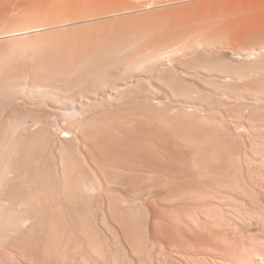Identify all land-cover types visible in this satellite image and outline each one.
<instances>
[{
	"label": "bare ground",
	"instance_id": "6f19581e",
	"mask_svg": "<svg viewBox=\"0 0 264 264\" xmlns=\"http://www.w3.org/2000/svg\"><path fill=\"white\" fill-rule=\"evenodd\" d=\"M159 1L157 2V0H0V38L1 39H2V37L4 38V36L8 35V33H10V34L15 33L16 34V32H21L23 34L24 32H26L25 33L26 35L20 36L21 39L19 38L18 39L19 41L16 40L17 42H15V43L12 42V44L10 46H8L7 48L3 46L4 48H6V50L2 47V43L0 42V46H1V48H3L0 50V52L2 51L0 53V66L3 63H7L6 62L7 57L13 56L12 58H14L15 54H25V55L27 54L28 55V53H29L30 54L29 57L26 55L27 56L26 58H29V59H30L31 54H34V56L37 54V56L40 55L41 59H42V56L45 57V59L43 57L44 60L42 59V61H45V63L41 64V66L42 65L45 66L44 64H46V62H48V67L47 66L46 67L48 68L47 71H48L49 76L50 75L52 77L56 76L58 78L60 77V79L63 78L64 80L70 81V82H68V84H73L71 82H74V84L76 82L77 83L81 82L80 84L83 83V86H86L84 84L86 82L91 83L90 81H92V82L93 81H97V82L103 81L104 78H108V79L113 78L114 79V77H116V76H122V75L126 76L127 73H131L133 71H134L133 73H135L136 71H140L137 73H141V70H139V69L146 70L148 72L151 70L157 71V69L161 68L160 66L165 61L164 60L165 57H166V59H167V56H168V59H175V57L177 58L178 54H182L183 52L187 53V51H188V53H189V51H192V52H190L192 54L195 53L197 50H200V52L205 51L204 52V56H205V53H207V51H210V50L212 51L213 49L219 48L221 51L224 52V53L223 52H221V53L224 54L223 56H225V57H223V59H217L214 61V59L217 58V57H215V55L221 54V53H216V51L214 50L216 54L215 55L211 54V55H214V57H215L213 59L214 62L212 61V59H210V61H209V59L207 60V58L205 61H202L205 57H208V56H205L204 58H202L201 54H203V53L202 52H201V54L197 53V54H199V56L201 55V57H197V59H195V60H197L198 63H199V60H200V63L202 61V63L199 64V66L203 67V68L205 67L207 69V71H205L206 69L204 68L205 69L204 72L208 74V78H202L200 74L203 75L204 73H200L198 71L200 73L199 74L196 72L197 70L195 72L193 71L191 73L181 72L179 67L178 68L173 67L174 69L173 70L171 69L172 71L170 70L171 73L169 72L170 73V74H168L169 76L166 75V76H168L167 81L169 82V84H171V87L173 88V95L181 96V99L183 100L182 103L190 105L188 107H192L194 109L193 110L192 108H189L190 112L191 111H192V113H193V111L195 112L193 115L191 113L192 116H190V113L184 112L187 110L186 108H188V107L184 108L185 110L183 109L184 110L183 111V110H180L182 108L179 109L177 107V109H178L177 110L174 106H172L178 111V113H177L173 109V111L176 112L177 114H175V113L172 114V112H171L172 109H171V111H170V109L161 111L164 109L163 108L164 106L162 104L164 101L161 103L163 109H161V110L157 109L156 110L154 108V106H152V105L154 104V101L157 102L156 99H158V98L156 97V99L153 101L152 99H154L155 96H153L154 94L152 92H149V93H152L153 95L152 94L149 95V93L145 94V96L147 97V98L146 97L145 98H146L147 102H148V100H150V99H148V97L151 98L152 104H149L150 103L149 102V103H146L144 106V104L142 103L143 104L142 106H144V108L141 109V107H142L141 106L140 107L141 110L139 111V113L137 112L138 114L136 113V115H134V116L131 114L133 117L126 120L127 122L124 123V126H122L120 124L122 127H119V125H118V127H117L118 131H115V132L118 133V135L120 137L119 138L120 141L117 142V140H116V142L113 146L112 145L108 146V147L105 146V148L102 146H101L102 148L98 147L99 150H97V151L94 150L95 152L92 154L90 153V155H89V153H87L88 150L86 151V148L84 147V143L82 142V140H84V139H81L82 137L80 138L79 136H76V135L73 136L74 134H71L72 132L69 133L67 131L70 134L69 135L65 131L68 134L67 135L68 140L62 139V136H61V140L58 139L59 140V144H57L58 146L53 145V143L56 142L55 140H57L55 138H59V135L57 136V134H55V136H53L55 138H54V140L52 138V140H53V143H52V141H51V139H49V137L50 136L52 137V135L54 133L51 135V133L48 132V129H49L48 127H53V126H51V125L48 126V123H50L49 121H48V123L46 121H44V122H46V124L45 123L44 124L39 123V127L41 126L40 124H43L41 126V129H40L41 132L43 133V136L40 135V138L44 137V139H42V143L45 146L48 145L47 149H49L48 147H52V149L54 147L57 148V150H59V153H60V155L58 154L60 156L59 157L60 160H58L59 162H56V163L54 162L55 164L52 162V164L55 165L54 167L53 166L51 167L50 165H48L49 168H47V166H46V169L45 170L43 169L44 170L43 174L41 173V175H40L39 173L36 172L37 174H35V176H34L35 180L32 181V184H34V186L32 185L33 187L29 186V188H26L27 186H25V188L24 187L21 188V183L19 182L20 183V187H18L19 190H17V191L15 190L16 193L18 192V195L15 194L14 196L16 197V199H18V198L22 199V201L20 200L22 202V204H21L22 207L25 206L24 203L27 202L28 205L26 204V206H28L29 208L32 209V206H34L32 210H35L37 206H42L43 209L40 207H37V208L42 210L40 212L45 211V212L50 213L53 210L52 215L55 214L54 211H58V213L59 212L63 213L64 210L66 211V209H67L68 213L70 212L72 215H74L76 218H78L80 220V222H81L80 228H81V233H82V236L81 235L80 236L83 238V233H84L85 234V240H86V242H84L85 240L82 241L84 238L81 240V239H79L80 237L78 238V236L76 235L77 238L75 240L73 239L74 241H76V243L74 242L75 244L72 243L69 245L70 241L69 242L67 241V243H66V238L64 237V235L60 234V236L62 235L61 237L57 235L58 238L56 236H54L58 232L62 233V231L64 229H62V231L60 232L59 231L60 228L59 227L57 228L55 226L56 224H54L55 228H53L52 225H51L52 227H48L47 223L50 220L48 217H46V216H49L48 213H46L47 215H44L39 219L38 218L39 215L35 214V215H37L35 217L33 215L34 213L30 209L31 212L33 213V214H31V216L28 215L31 212L28 214L25 212L27 215H23V216H28V217L19 216V217H22V219L18 218V216H15L14 220H17L16 218H18L17 224L15 221L14 222L11 221V223H14V225L15 224L18 225V226L15 225L17 228L13 227V228H16V230H14L15 232L19 231L17 229H19L20 225H21V229H25L26 228L25 223L30 222V221L33 222L32 224L30 222V228L31 229L30 228L28 229V233L30 235L31 232H34V233H31V235L33 234L34 237H35V235H38L39 238L36 237L37 239H39L38 244H37V248H38L37 252L40 250L44 251L47 255L44 252H42V253H44V255H46V256H49V259H51L53 256L55 257L58 254V256H60V259H62L61 258L62 256L64 257L63 260H65L66 258H71L70 256H72L71 260L73 261V259L76 258V256L78 255L79 252H81L82 250L84 251V246H86V245L88 246L86 251H88V249L90 248V250H93L94 252H96V253H93L96 256H97V252H98V256H100L99 253H101L104 250L103 248H102L103 250L101 249V244L99 245L98 241H96V242L94 241L96 239H94V235L92 234L93 232H91V230H90L91 226L88 229V225H90V224H88V222H91L92 219L90 220V218L92 217V215L94 213L92 211L93 208H91L92 200L96 199V197H95L96 195H101L99 197L103 196L104 198L108 197L110 199H115L116 201L115 200L114 201L123 204V207L125 204H129L131 201L129 202V200H128L129 203H126L127 202L125 200L126 197L125 198L123 197L124 199H122V198L119 199V196L118 197L114 196L110 192L103 193L106 187L105 188L102 187V185H101L102 182L100 184L101 179L104 180V182L106 183V185L108 187L107 191L113 190V188L118 186V185H123V181H125L126 183H128V181H129L131 184H133L134 187H137V190H134L133 193H135L136 195H138L140 197H144V196H148V195L151 196V194L155 192V187H156L155 182H157L158 178H160V179L162 178L167 183H172V184L173 183L174 184L181 183V185L183 184L185 186V189L183 190L182 194H180V195H182L181 197H183L185 195L186 196L187 195H191V196L197 195V198H198V195H199L200 196L199 199H201V197L204 195L203 194L204 193L203 192L204 186H206L207 183H210L211 181L213 182V180H216V179L217 180L219 179V181H220V179L223 180V179H225L224 176H229V175L231 176V174L234 173L233 170H235L237 167H240L241 164L250 166L252 161H255L254 162L255 164H256V162H259V163L263 162V164H264V140L263 139L257 140L255 138H253V137H255V135L258 134V132H256L257 134H255L254 136L250 135V133L244 135L239 130L240 126L238 127V125H240V124H237L238 123L237 122L236 123L237 125L235 124L237 127H235V125L232 124L235 128V130L233 129L234 132L232 133V131L229 130V132H231V133H229L225 127L220 125V122H218V119H217V108H218V110H220L219 106L229 108L227 110L232 109L234 111V113H235L234 115H236V117H237V115L241 116L243 118L246 117L245 119H247V118L250 119V121L252 123H254V121H255L254 118H256V116L260 113V111H261L260 115L262 114L261 115L262 118L264 117V106L258 107L259 105L258 106L254 105V102H252L254 106H257L258 108H262L261 110H259L257 107L256 108L252 107V103H250L251 104V106H250V105H247L248 102L247 103L242 102L243 97L248 95V96H250L249 98H251L252 100H254V101L257 100L256 102L259 101L260 104L264 105V62H259V61L257 62L256 60H254L256 63H251V61L253 59H250L251 61L250 60L248 61L249 56L252 54L258 55L257 58L259 57V59L264 58V0H207V1H204V0H180V1H176L175 0V2H178V3L174 6L171 5V7L167 6L165 8L164 7L158 8V6L160 5ZM164 1L165 0H161V4ZM170 1L171 0H169V2ZM172 1H174V0H172ZM166 2H164V3H166ZM237 14H239V15H237ZM242 14H243V16H242ZM234 15H235V17H233ZM225 18L226 19L231 18V20L228 19L227 22H223L220 24V20L225 19ZM30 31H34V32H32L31 34H28L27 32L30 33ZM21 33H19V34L21 35ZM11 36H13V35H11ZM8 37H10V36H8ZM216 37H218L219 39ZM216 40H218V41H216ZM10 41H12V39ZM4 50H5V52L3 53ZM193 51H195V52H193ZM186 53L183 54V56L186 55ZM231 53H232V55H230ZM235 54L239 55L238 58L232 57ZM211 55L209 57H211ZM17 56L20 58L21 55L20 56L17 55ZM24 56L22 55L21 57L24 58ZM243 56H245L246 60L243 58ZM15 58L18 59L16 56H15ZM40 58H39V60H41ZM200 58H202V59H200ZM251 58H253V57H251ZM8 60L10 61V63H12L14 59H12V60L8 59ZM35 60H33V61L35 62ZM9 61L7 64H9ZM18 61H17V64L20 65L21 62H18ZM222 61L224 64L222 63ZM260 61H263V60H260ZM192 62L193 61H191V63ZM247 62H249V63H247ZM22 63H23V61H22ZM38 63H39V61H38ZM14 64H16V63H14ZM14 64H12V66L8 67L9 69L11 68V71H13L12 67L15 66ZM35 64H37V63L35 62ZM169 64H171V63H169ZM202 64H205V65L201 66ZM190 65L192 66V64H190ZM22 66H21V68H22ZM34 66H36V65L33 64L32 68ZM41 66H39V67L41 68ZM2 67H1V69H3ZM15 67H17V66H15ZM5 68L6 67L4 66V69ZM19 68L20 67H18V69ZM21 70L22 69H19V71H21ZM25 70H26V68H25ZM32 70H30V71H32ZM34 70H36V69H34ZM34 70H33V72H34V77H35V76H37V74L35 73ZM0 71H2V70H0ZM9 71L8 72L5 71L8 73L7 76L10 73H11L10 75L12 76V72H9ZM39 71H38V73H39ZM47 71L45 73L42 71V73L46 74ZM5 72H3V73H5ZM3 73L1 76L2 78L4 75ZM227 73H228V75H227ZM25 74H23V75L26 76ZM27 74H28V72H27ZM230 74L231 75L233 74V75L231 76ZM4 76L5 77L3 79L6 78V75H4ZM15 76L11 77V78H15ZM18 76H20V75H18ZM24 76H23V78H24ZM49 76H48V78H46L49 80V82L51 80H54L53 79L54 77L49 78ZM139 76H140V74H139ZM28 77H29V74H28ZM38 77H40V76L38 75L37 78ZM42 77H40V79ZM56 77H55V80L58 79ZM177 77H181V79L185 78V79L193 80L196 82L200 81L202 85L204 84V82H202V81H205L204 79H207L209 82L205 81V85H207L209 91L204 92V90H201L200 88L196 89L198 87H196L193 83L190 84L187 81H181L180 80V81H178L179 82L178 83ZM203 77H205V76H203ZM2 78L0 79V82L1 81L3 82L5 80L8 81L7 78L5 80H3ZM129 78H130V76H129ZM9 79H10V77H9ZM26 79H28V78L26 77ZM46 79H44V82ZM116 79H121V78L118 77ZM64 80L62 82H64ZM121 80H123V79H121ZM131 80H132V78H131ZM6 81H5V83H7ZM19 81H21V80L19 79ZM104 81H105V79H104ZM2 82H1V84L4 83V82L3 83ZM9 82H11V81H9ZM52 82H55V81H52ZM143 82L145 83L147 81L144 80ZM32 83H34V82H32ZM65 83L67 84L66 81H65ZM96 83H95V85H96ZM151 83H150V85H152ZM197 83H199V82H197ZM250 83L252 86H253V84H254V86L255 85L259 86L258 89H256L255 87H253L254 89L249 88L248 85ZM34 85L36 86V84H34ZM97 85H98V83H97ZM148 85H149V83H148ZM4 86H6V85H4ZM104 86L105 85H103V89H104ZM130 86H134V85H130ZM78 87H80V86H77V88ZM99 87H100V84H99ZM106 87H109V86H106ZM74 88H76V87H74ZM138 88H140V87L138 86ZM144 88H145V86H144ZM146 88H148V87H146ZM20 89H22V88H20ZM125 90L126 89H124L123 91L125 92ZM153 90H155V89H153ZM243 90L246 91L247 93L244 94L243 92H241ZM2 91H3V89H2ZM5 91H6V89H5ZM132 91L133 90H131V92ZM131 92H129V93H131ZM146 92H144V93H146ZM68 93H70V92H68ZM99 93H100V91H99ZM114 93H116V92H114ZM104 94H105V92H104ZM117 94H120V93H117ZM151 95L154 98L151 97ZM8 98H10V97H8ZM75 98H77V97H75ZM134 98H136V97H134ZM116 101H118V100H116ZM237 101H239V102H237ZM156 102H155V104H156ZM160 102H158L159 104L158 103L156 104L158 107L160 105ZM205 102L207 103V105L205 104ZM115 103L114 104L109 103V104L115 105ZM100 104L102 105L103 103H100ZM21 106H23V105H21ZM169 106H170V104H169ZM203 106H209L210 108H208V110H206ZM87 108H84V110ZM166 108L167 107L165 106V109ZM95 109H97V108H95ZM122 109H124V107ZM103 110H104V107H103L102 111ZM105 110H106V108H105ZM137 110H139V109H137ZM29 111H28V113H30ZM179 111L181 113H179ZM188 114L190 117H186ZM230 114H232V112ZM31 115H33V114H31ZM90 115H89V117H90ZM260 115H259V118H260ZM22 116H24V115H22ZM65 116H66V114H65ZM82 116L85 117L86 115L84 116V114H83ZM114 117H116V116H114ZM74 118L75 117H73V119ZM227 118H229V117H227ZM257 118H258V116H257ZM61 119H62V116H61ZM183 119H186V120L184 121ZM59 120H60V118H59ZM74 120H72V121H74ZM93 120H94V118H93ZM26 121H27V119H26ZM83 121H87V120L83 119ZM124 121H122V122H124ZM87 122L81 121L80 123H81V125L83 124L85 127ZM231 123H233V122L231 121ZM63 124L65 125V123H63ZM77 124H79V123L77 122ZM72 125L76 126L74 124H72ZM27 126H28V124H27ZM37 126H38V124H37ZM254 127L255 128H253V129H255V131H257L255 125H254ZM69 128H70V126H69ZM89 128H91V127H89ZM94 129H95V126H94ZM180 129H183L184 131L182 132V130H181V133H179L180 131H177V130H180ZM242 129H244V128H242ZM245 129H247V128L245 127ZM33 130H31V131H33ZM112 130L110 132H113ZM13 131L14 130H12V132ZM27 131H29V130H27ZM50 131H52L51 128H50ZM78 131H79V129H78ZM34 132H36V131H34ZM110 132H108V133H110ZM253 132H254V130H253ZM29 133L31 134V132H29ZM66 133H64L65 135H63V136H66ZM48 135H50V136L48 137ZM80 135H82V134H80ZM96 135H97V133H96ZM249 135L252 137L251 139L254 141L252 146H251V149L253 150V153L251 152V155H253V158H254L253 160H249L250 159L249 155L245 156V153L242 150V147L245 149L244 145L242 146V143L244 142L243 140L245 139V137H249ZM25 136H27V135H25ZM30 137H32V136H30ZM36 137H38V136H36ZM113 137H114V135H113ZM262 137H264V136H262ZM58 140H57V142H58ZM230 142L232 143V144H229L232 146L231 148L228 145V143H230ZM24 143H26V141L22 142V144H24ZM31 143H32V141H31ZM82 143H83V145H82ZM33 144H35V146H36L35 141H34V143L29 144L27 146H30V145L33 146ZM18 146H20V145H18ZM39 146H40V144H39ZM47 151H49V150H47ZM41 152H43V151H41ZM47 153H49V152H47ZM31 155H33V154H31ZM35 155H33V156H35ZM49 155H50V153H49ZM47 157L50 158L49 156H47ZM52 157L56 158L53 155H52ZM34 158H37V157H34ZM51 160H52V158H51ZM29 161H30V159H29ZM29 161L27 160L28 163H29ZM30 162L33 163L32 161H30ZM37 162H39V161H37ZM44 163H46V162H44ZM254 163H253V165H254ZM49 164H51V162ZM39 165H40V163H39ZM8 166H9V164H8ZM13 166H15V165H13ZM100 166H102L104 169L101 168ZM10 167L13 168L12 166H10ZM107 167L112 168V169L108 170ZM105 169L108 170L109 173H108V171L106 172ZM238 169H237V171L239 172ZM13 170H15V168ZM28 170H29V168H28ZM6 171H8V170L6 169ZM24 171H26V170H24ZM34 171H36V170H34ZM18 172L21 173L20 171H18ZM10 173H12V172H10ZM31 173H32V171H31ZM25 174H26V172H25ZM38 175H39V177L44 176L42 178L43 181H39ZM22 176L26 177L27 175L23 174ZM233 176L228 177V178H232ZM13 177H15V176H13ZM222 177H224V178H222ZM21 178L23 180V177H21ZM8 179H9V177H8ZM13 179H15V178H13ZM120 181H122V183ZM11 183L12 182H10V184ZM23 183H24V181L22 182V184ZM30 183L31 182H29V184ZM144 183H145V186H144ZM147 183H148V185H147ZM227 183H228V181H227ZM2 184H6V182L2 183ZM26 185H28V183ZM2 186H4V185H2ZM218 186H219V184H218ZM229 190H231V189L229 188ZM9 191L10 190H8V192ZM115 191H116V189H115ZM115 191H113V192H115ZM246 192H248V191H246ZM178 193H179V191H178ZM253 193H255V191ZM104 194H105V196H104ZM116 194H117V192H116ZM60 196L64 197L63 199H65V202H64V200L62 201V197H60ZM248 197H250V196H248ZM253 197H255V196H253ZM51 198L55 200V201L53 200L52 204L50 202ZM233 198H235V197H233ZM5 199L7 200V198H5ZM10 199H11V197H10ZM60 199H61L62 203H61ZM137 199H139V198L137 197ZM140 199H142V198H140ZM23 201H24V203H23ZM234 201H235V199H234ZM19 202H17V203H19ZM49 202H50L51 206L50 205L48 206ZM4 203H5V201H4ZM15 203H13V204H15ZM54 203H55V205H53ZM73 203H74V205L72 206ZM199 203H202V202H199ZM219 203H220V201H219ZM29 204H32V205H29ZM139 204H141V203H139ZM133 205L135 206V203ZM11 206H12V204H11ZM18 206H20V205H17L16 207H18ZM119 206L122 207L121 205H119ZM28 207H27V209H28ZM98 207H99V205H98ZM126 207L130 208V206H126ZM131 207H133L132 203H131ZM220 207H222V206H220ZM3 208H1V209H3ZM217 208H219V207H217ZM237 208H239V207H237ZM14 209H18V208H14ZM25 209L26 208H24L23 210L25 211ZM137 209L135 208V210H137ZM220 209H222V208H220ZM230 209H232V208H230ZM38 210H37V212H38ZM248 210H250V209H248ZM81 211H83V212H81ZM6 212L8 213V211H6ZM16 212H17V210H16ZM221 212H222V210H221ZM12 213H14V212H12ZM20 214H21V212H20ZM217 214H218V212H217ZM235 214H238V213H235ZM104 215H105V213H104ZM140 215H141V213H140ZM212 215L214 216V214H212ZM219 215L221 216L222 214H219ZM6 216L8 217V215H5L4 217H6ZM61 216H62V214H61ZM95 217H98V216H95ZM230 217H232V216H230ZM262 217L263 216H261V218ZM142 218H143V216H142ZM218 218H220V217L218 216L217 219ZM221 218H222V220H226L224 217H221ZM253 218H254V216H253ZM2 221L3 220L1 218V225H2ZM60 221L62 223L63 220H60ZM227 221H230V220H227ZM241 221H242V219H241ZM255 221H256V219H255ZM5 222H6V220H5ZM8 222L9 223L4 224L5 227L10 225V220ZM56 222H54V223H56ZM80 222H78V225ZM221 222H223V221H221ZM3 223H4V221H3ZM42 223L46 224V225H43ZM64 223H62V224H64ZM217 223H220V219H219V222H217ZM67 224H68V222H67ZM214 224H216V223H214ZM14 225H12V226H14ZM22 225L25 226V228L22 227ZM38 225L39 226L42 225L41 228ZM96 225H98V224H96ZM45 226H46V228H45ZM36 227H38V228L36 229ZM42 227L45 229L43 230ZM1 228H2V226H1ZM56 228L58 229V232H54V230ZM4 229H3V231H5ZM75 229L76 228H74V230ZM137 229H139V228H137ZM8 230L10 231L13 229H8ZM40 230L42 233L44 231V233H46L47 235L45 236L44 233H43V236H42V233L40 235L39 234ZM45 230L48 232H46ZM65 230H66V228H65ZM74 230H73V232H74ZM9 231H7V233H9ZM66 231H65V234L67 233ZM15 232L13 235L17 236L15 234ZM25 232H27V231L25 230ZM73 232H72V235H73ZM20 233L17 232L18 235ZM70 233H71V231H70ZM75 233L79 234L78 230L75 231ZM21 234L26 235L23 233V230H22ZM4 235H5V233H4ZM59 237H60V239H59ZM68 237H70V236H68ZM71 237L73 238V236H71ZM11 238H13V237H11ZM19 239H20V237H19ZM24 239H25V237H24ZM98 239H100V238L98 237ZM26 240H25V242H26ZM30 240H32V239H30ZM101 240H99L100 243H101ZM103 243H104V241H103ZM9 244H10V242H9ZM11 244H13L12 241H11ZM142 244H143V242H142ZM148 244H150V243H148ZM30 245L32 246V243ZM71 245H73V246L71 247ZM108 245H105V246H108ZM9 246L12 247V245H9ZM23 246H21V247H23ZM31 246H30V248H31ZM68 249L70 251L67 252ZM24 250H26V248ZM76 252H77V254H76ZM92 252H90V254ZM151 252H152V250H151ZM104 254L106 255V251L103 253V255ZM141 255H143V254H141ZM105 257L102 258V255H101L100 258L105 259ZM57 258L59 259V257H56L55 259H57ZM84 258H85V256H84ZM89 258H90V255H89ZM142 258H143V256H142ZM149 258H151V257H149ZM252 258L253 257H251V259ZM31 260H33V259H31ZM67 260H69V259H67ZM86 260L87 259H85V260L82 259L83 263ZM97 261H95V262H97ZM92 262H94V261H92ZM118 262H120V261H118ZM64 263H65V261H64ZM98 263H99V261H98ZM145 264H147V263H145ZM251 264H252V262H251ZM261 264H263V263H261Z\"/></svg>",
	"mask_w": 264,
	"mask_h": 264
},
{
	"label": "rangeland",
	"instance_id": "374dc122",
	"mask_svg": "<svg viewBox=\"0 0 264 264\" xmlns=\"http://www.w3.org/2000/svg\"><path fill=\"white\" fill-rule=\"evenodd\" d=\"M158 1L159 0H157V2ZM176 1H180V0H176ZM204 1H207V0H204ZM164 2H166L167 4L164 3ZM164 2H162V4H163L162 5L161 4V0H160L159 1V4L160 5L158 6V8H161V7L162 8L163 7L165 8L167 6L171 7V5L174 6V5H176L178 3V2H175V0L174 1L171 0L170 2H169V0H165ZM237 15H239V14H237ZM242 16H243V14H242ZM233 17H235V15ZM226 18L220 20V24L223 23V22H227L228 19L231 20L232 17L231 18H228V19H226ZM32 32H34V31H30V33L29 32H27V33L28 34H31ZM19 33H21V32H16L17 35L15 33H13V34L8 33V35H6V36L3 35L4 38L3 37H2V39L0 38V42L2 43V47L4 46V47L7 48L8 46H10L12 44V42L15 43V42L19 41L18 39L19 38L21 39L20 36L26 35L25 34L26 32H24L23 34L21 33V35ZM11 35H13V36H11ZM8 36H10V37H8ZM10 38L12 39V41H10L11 40ZM216 38H218V37H216ZM216 41H218V40H216ZM3 48H1V46H0V50L3 49ZM6 48H4V49L6 50ZM5 50L3 51V53L5 52ZM214 50L216 51V53L223 52L219 48H217V49H213L212 50L213 52L211 50H210L211 52L210 51H207V53H205V56H208L209 57L211 54H214L215 55L216 53H215ZM190 52H192V51H189V53ZM193 52H195V51H193ZM201 52L203 54H201ZM201 52H200V50H197L193 54L192 53L189 54L188 51H187V53L186 52H183L182 54H178L177 55V58L175 57V59H168V56H167V59L168 60L165 57L164 58L165 61L160 66L161 68L157 69V71H154L153 70L154 72L152 70L148 72L146 70L139 69V70H141V73H137V72H140V71H136L135 73H133L134 72L133 71L131 73H127L126 76H124V75H122V76H116V77H114V79L113 78H110V79L104 78L105 81H104V79H103V81H98V82L97 81H93V82L90 81L91 83L86 82L84 84L86 86H83V83L80 84L81 82H78V83L76 82L75 84L77 86H80L78 88L74 84V82H71L73 84H68V82H70V81L64 80L62 78L64 80V82H62L63 80L60 79V77L58 78V77L55 76L56 78L59 79V80L58 79L55 80V77L54 76H53L54 78L51 75L49 76L48 71H47L48 70V68H47L48 67V62H46V64H44L45 66H43V65L41 66V64L45 63V61H42V59H43L44 56H42V59H41L40 58V55H38L39 56L38 57L37 54L35 56H34V54H31V56H30V59L31 60H30L29 58H26L27 56L29 57V55H30L28 53V55L26 54L27 56L25 54H15L14 55V58H12L13 56H10V57H7L6 58V62L7 63L9 61L8 59H10V60L14 59L13 62L16 63V64H14L13 62L10 63V61H9V64L3 63L0 66V70H2V71H0V79L2 78L1 76H2V73L3 72H5V71L8 72L9 70H10L9 72H12V76L10 75L11 73L8 76H7V74H8L7 72L3 73L4 75H6V78H7L8 81L5 80L6 78L3 79L5 77L4 75H3V78L2 79L5 80L7 83H5V81H3L4 83L1 81L3 83V84H1V82H0V89H1L0 90V93H1L0 94V200H1L0 201V215H1L0 216V228L2 226V228L0 229V264H25V263L26 264H53V263L54 264H58L59 262H60L59 264H63L64 261H65L64 264H66L67 262H68L67 264H77V263L78 264H93L98 259H99L98 260L99 263L97 261L94 264H112V263L113 264H118V263L119 264H145V263L148 264L149 262H150L149 264H199V263L200 264H203V263L204 264H251V262H252V264H254V263L255 264H261V263L264 264V196H263L264 195V192H263L264 191V172H263L264 171V164H263V162L262 163L261 162L260 163L259 162H256V164H255L254 163L255 161H252V163L250 164V166L249 165H243V164H241L240 167H237L235 170H233L234 173L231 174V176L234 175L235 177L233 176L232 178H228V177H231V176L230 175L229 176H224L225 179H223V180L220 179V181H219V179L218 180L216 179V180H213V182L211 181L210 183H207L206 186H204V189H203V192H204L203 194L204 195L201 197V199L203 198L202 200L199 199V197H200L199 195H198V198H197V195H194V196H191V195H187L186 196L185 195L186 197L185 196L181 197L182 195H180V194H182L183 190L185 189V186L183 184L181 185V183H176V184H174V183L173 184L172 183H167L162 178L161 179L158 178L157 179V182H155V185H156L155 192L152 193L151 196L148 195V196H144V197H140V196L136 195L135 193H133L134 190H137V187H134L133 184H131L129 181H128V183H126L125 181H123V185H118L119 187L116 186V187L113 188V190L107 191L108 190V187H107L106 183L104 182V180L101 179L100 180V184L102 182V184H101L102 187H104V188L106 187L105 190L103 189L104 190L103 193L110 192L114 196H117V197L119 196V199H121V198L124 199L126 197L125 198V200L127 201L126 203H129L130 201L131 202L129 203L130 205L129 204H125L126 206H130V208L129 207L127 208L125 205L123 207V204H121L119 202H115L116 201L115 199H110L108 197L104 198L103 196L102 197H99L101 195H96L95 196L96 199H93L94 201L92 200V202H91L92 203L91 204L92 205L91 208H93L92 211L94 213H93L92 217L90 218V220L92 219L91 222H88V224H90V225H88V229L91 226L90 227V230H91V232H93L92 234L94 235V239H96V240H94V239L93 240L95 242L98 241L99 242V245L101 244V249L102 248L104 249V250L102 249L103 250L101 252L102 254L99 253L100 256H98V252H97V256L95 254H93V253H96V252H94L93 250H90V248L88 249V251L90 250L89 252L86 251L87 250V247H88L86 245V246H84V251L82 250L81 252H79L78 255L76 256V258L73 257L74 258L73 261L71 260L72 256H70L71 258H66L65 260H63L64 257L61 255L62 256L61 257L62 259H60V256H58V254L55 257L53 256L54 258L52 257L51 259H49V256H46L47 254L44 251H42V250L39 249L40 251L37 252V250H38L37 244H38V240H39V239H37V238H39L38 235H35V237H34L33 234L31 235V233H34V232H31L30 235L28 233V229L30 228V222L32 224L33 223L32 221H30V222H27L28 220L26 221L27 222V223H25L26 228H25V226L22 225V227H24L25 229H21V225H20L19 229H17L21 233H22V230H23V233L26 234V235H22L19 231H17L18 233L21 234V235L20 234L18 235L17 232L14 231L17 228L16 226H18V225H16L17 222H18L17 221L18 218L22 219V217H19V216L27 215L28 213L31 212V210L34 207V206H32V209L29 208L28 206H26V204L28 205V203L27 202L24 203V201H23V203L25 204V206L22 207L21 206L22 199H20L18 197H17L18 199H16V197L14 196L15 194L18 195V192L16 193L15 190L16 191L19 190L18 187H20V183H21V188L22 187L25 188V186H27L26 188H29V186L31 187L32 185L34 186V184H32V181L35 180L34 179L35 174H37V173H39L40 175H41V173L43 174V171L46 169V166H47V168H49L48 165H50L51 167L52 166L54 167L55 166L54 164L56 162H59L58 160H60V158H59L60 157L59 156L60 153H59V150H57V148L54 147L52 149V147H48L49 149H47V146L48 145L45 146L42 143V139H44V137L40 138V135L43 136V133L41 132L40 129H41V126L44 123L46 124V122L48 123V121H49L50 123H48V126L51 125V126L54 127V128L53 127H48L49 128L48 129V132L51 133V135L54 133L52 135V137L50 135H48V137L49 136L51 137V138L49 137V139H51L52 143H53V140L55 138V137H53V136H55V134H57V136L59 135V138H55L57 140L58 139L61 140V136H62V139H67L68 140V138H67L68 136L67 135L72 132L71 134H74L73 136L76 135V136H79L80 138L82 137L81 139H84V140H82V142L84 143V147L86 148V151L88 150L87 153H89V155H90V153L91 154L94 153L95 152L94 150H96V151L99 150L98 147L100 148L102 146V147L105 148V146H107V147L108 146H111V145L113 146L115 144L116 140H117V142L120 141L119 140L120 137H119L118 133L115 132V131H118V128H117L118 125H119V127L124 126V123L127 122L126 120H128L129 118H132L134 115H136L137 112L139 113V111L142 108H144V106H145L146 103H149L150 102L149 104H152L151 98L148 97V99H150V100L147 99L148 102L146 101V98L147 97L145 96V94H148L149 92H152L154 95L152 93H149V95L152 94L153 96H155V98H154L151 95V97L154 98V99H152L153 101L156 99V97L158 98V99H156L157 102L154 101V104L152 105V106H154V108L156 110L157 109L161 110V109L164 108L161 111H164V110H167V109L168 110L170 109V111H171V109H172V111H171L172 114L173 113L177 114L178 113L177 107L179 109L182 108L180 110H183L184 108L190 106V105H187L185 103H182L183 100L181 99V96L173 95V88L171 87V84H169V82L167 81V77L169 76L168 74L171 73L170 72L171 69L173 70L175 67H177V68L179 67V69L181 70V72H189V73H191V72H193V71L195 72L197 70L196 71L197 73H199V72L200 73H204L203 75L199 73L202 78H208V74L204 72V70L206 68L204 67L205 68L204 69L203 67H200L199 64H201L202 61H205L206 58H207V60L209 59V61H210V59H212V61H213V59L215 57H217V58L214 59V61H215L217 59H223V57H225V56H223L224 54L221 53L220 55L216 54L215 57H214V55H211V57L208 58V57H205L204 56V52L205 51L204 52L201 51ZM185 53H186L187 56L186 55L183 56V54H185ZM197 53L201 54L202 55V58L205 57L201 61V63H200V60H199V63H198L197 60H195V59H197V57H201V55L199 56V54H197ZM17 55H19V56L20 55L21 56L22 55L23 56L25 55V56H24V58H22L21 56L19 58ZM230 55H232V53ZM255 55L254 54L250 55L253 58H251L249 56L248 61L250 59H253L252 60L253 62L250 60L251 63H256L254 60H256L257 62L258 61L259 62H264V58L259 59V57L257 58L258 55H256V56ZM15 56L18 59H16ZM238 56L239 55L235 54L232 57L238 58ZM39 58L41 60H39ZM202 58H200V59H202ZM243 58L245 59V56H243ZM44 59H45V57H44ZM16 60L17 61L19 60L18 62H21V64L20 65L17 64V61ZM33 60H35V62L37 64H35V62ZM260 60H263V61H260ZM22 61H23L24 64L22 63ZM38 61H39L40 64L38 63ZM191 61H193V62L191 63ZM169 63H171V64H169ZM222 63H223V61H222ZM247 63H249V62H247ZM12 64H14L15 66H17V67H15L13 65L14 66V67H12L13 68V71H11V68L10 69L8 68V67L12 66ZM33 64L36 65V66H34L32 68ZM190 64H192V66ZM204 65L205 64H202L201 66H204ZM4 66L6 67L5 69H4ZM21 66H22V68H21ZM39 66H41V68ZM1 67L4 70L1 69ZM18 67H20L19 69H22V70L19 71ZM25 68H26V70H25ZM31 68L33 70L36 69L34 71L37 74V76L39 75L40 77H42V76L43 77L41 79H40V77L37 78V76L34 77V72H33V70ZM30 70H32V71H30ZM38 71H39V73H38ZM42 71L44 73L47 71V73L46 74H43ZM205 71H207V69ZM27 72L29 74V77H28ZM23 74H25L26 76H24ZM139 74H140V76H139ZM18 75H20V76H18ZM47 75L49 76V78L52 77L54 80H51L49 82V80L46 79V78H48ZM166 75H168V76H166ZM227 75H228V73H227ZM14 76H15L16 79L15 78H11V77H14ZM23 76H24V78H23ZM129 76H130V78H129ZM203 76H205V77H203ZM9 77H10V79H9ZM26 77L28 79H26ZM118 77L121 78V79H123L124 81L121 80V79H116ZM43 78L46 79L45 82H44V79ZM131 78H132V80H131ZM19 79L21 81H19ZM144 80L147 81V82L144 83L143 82ZM180 80L181 81H187L190 84L193 83L196 87H198L196 89H199L200 88L201 90H204V92L209 91L207 85H205V81L209 82L207 79H204L205 81H202V82H204L203 85L201 84L200 81H197V82H199V83H197L196 81H193V80H189V79H185V78H182L181 79V77H177V82L180 81ZM9 81H11L12 83L9 82ZM31 81L34 82V83H32ZM52 81H55V82H52ZM65 81L67 82V84L65 83ZM96 82L98 83V85H97ZM95 83H96V85H95ZM148 83H149V85H148ZM150 83L152 85H150ZM34 84H36V86ZM99 84H100V87H99ZM4 85H6V86H4ZM103 85H105L104 86V89H103ZM130 85H134V86H130ZM137 85L140 88H138ZM106 86H109V87H106ZM144 86H145V88H144ZM248 86H249V88L255 87L256 89H258V87H259V86H256V85L254 86V84L252 86L251 83ZM74 87H76V88H74ZM146 87H148V88H146ZM20 88H22V89H20ZM2 89H3V91H2ZM5 89H6V91H5ZM124 89H126L125 92L123 91ZM153 89H155V90H153ZM131 90H133V91L131 92ZM99 91H100V93H99ZM68 92H70V93H68ZM104 92H105V94H104ZM114 92H116V93H114ZM129 92H131V93H129ZM144 92H146V93H144ZM241 92H243L244 94L247 93L244 90L241 91ZM117 93H120L121 95L120 94H117ZM8 97H10V98H8ZM75 97H77V98H75ZM134 97H136V98H134ZM244 97L242 99L243 100L242 102H246V103L248 102L247 105H250L251 106L250 103L254 102V105H257V106L259 105L258 107H263L264 106L263 104H260L259 101L256 102L257 100L254 101L251 98H249L250 96H248V95H246ZM116 100H118V101H116ZM155 102H156V104L158 102H160L159 107L160 106L161 107L159 108L155 104ZM237 102H239V101H237ZM100 103H103V104L101 105ZM109 103H112V104L115 103V105H112V104H109ZM142 103L144 104V106H142L143 105ZM161 103L164 106L163 108H162V104ZM169 104H170L171 107L174 106L177 110L174 107L171 108L169 106ZM205 104L207 105L206 102H205ZM21 105H23V106H21ZM254 105L252 103V107H255L256 108L257 106H254ZM165 106L167 107L166 109H165ZM103 107H104V110L102 111ZM123 107H124V109H122ZM140 107H141V109H140ZM203 107L206 110H208V108H210L209 106H203ZM84 108H87V109L84 110ZM95 108H97V109H95ZM105 108H106V110H105ZM189 108H192V107H188V108H186L187 109L186 111H184L185 109L183 111L184 112H187V113H190V116H192L195 112L194 111H193V113H192V111L190 112V109ZM219 108H220V110H218V108H217V119H218V122H220V125H222L223 127H225L228 132L230 130L233 133L234 132L233 129L235 130V128H234V126L232 124L235 125L238 122L237 124H240V125H238V127L240 126L239 127V130L241 131V133H243L244 135L250 133V135L254 136L255 134H257L256 132H258V134L255 135V137H253V138H255L257 140H259V139H261V140L263 139L264 140V137H262V136H264V131H263L264 130V128H263L264 127V117L262 118V116H261L262 114L260 115L261 111H260V113L258 112L259 113L257 115L258 118L256 116V118H254V120H255L254 123H252L250 121V119H248V118L245 119L246 117L243 118V117L238 116V115L236 117V115H234L235 113H234V111L232 109L231 110H227L229 108H225L223 106L222 107L219 106ZM137 109H139V110H137ZM173 109L177 113L174 112ZM258 109L261 110L262 108H258ZM28 111L30 113H28ZM231 112H232V114H230ZM179 113H181V112L179 111ZM191 113H192V115H191ZM31 114H33V115H31ZM65 114H66L67 117L65 116ZM83 114H84V116L86 115L87 117L86 116L83 117L82 116ZM22 115H24V116H22ZM60 115L62 116V119H61V116ZM89 115H90V117H89ZM259 115H260V118H259ZM114 116H116V117H114ZM190 116L188 114L186 117H190ZM73 117H75L74 118L75 120L73 119ZM227 117H229V118H227ZM59 118H60V120H59ZM93 118H94L95 121L93 120ZM26 119H27V121H26ZM83 119L84 120H87L88 122L87 121H83ZM72 120H74V121H72ZM183 120L185 121L186 119H183ZM44 121H46V122H44ZM81 121L82 122H87V124L85 125V127H84L83 124L81 125V123H80ZM122 121H124V122H122ZM231 121L233 123H231ZM77 122L79 124H77ZM39 123H43V124H40L41 126L39 127ZM63 123H65V125ZM27 124H28L29 127L27 126ZM37 124H38V126H37ZM72 124L76 125L77 127L76 126H73ZM93 125L95 126V129H94V126ZM236 125H235V127H237ZM254 125L256 126L257 131H255V129H253V128H255ZM69 126H70V128H69ZM89 127H91V128H89ZM245 127L247 129H245ZM35 128L36 129L38 128V129L36 130ZM50 128H51L52 131H50ZM242 128H244V129H242ZM78 129H79V131H78ZM12 130H14V131L12 132ZM27 130H29V131H27ZM31 130H33V131H31ZM111 130L113 132H110ZM181 130H182V132L184 131L183 129H180V130H177V131H180L179 133H181ZM253 130H254V132H253ZM34 131H36V132H34ZM65 131L66 132L68 131L69 133L67 132L68 133L67 134ZM29 132H31L32 135ZM108 132H110V133H108ZM64 133H66V136H63V135H65ZM96 133H97V135H96ZM229 133H231V132H229ZM80 134H82V135H80ZM112 134L114 135V137H113ZM25 135H27V136H25ZM29 135L32 136V137H30ZM250 135H249L250 138L249 137H245V139L243 140L244 142L242 143V146L244 145V147H245L246 150L243 147H242V150L245 153V156H248L249 155V158H250V159L248 158L249 160H253L254 159L253 158V155H251V152L253 153V150L251 149V146H252V144H253L254 141L251 139L252 137ZM36 136H38V137H36ZM52 138H53V140H52ZM57 140H55V141L57 142ZM24 141H26L27 144L26 143H24L25 145L22 144V142H24ZM31 141H32V143H34V141H35L36 146H35V144H33V146L32 145L27 146L29 144H32ZM56 142H54L55 144L53 143V145L59 144V140H58L57 143ZM83 143H82V145H83ZM39 144H40V146H39ZM229 144H232V143L230 142V143H228V145ZM18 145H20V146H18ZM229 146H230V148L232 147L231 145H229ZM47 150H49V151H47ZM41 151H43V152H41ZM47 152H49L50 155ZM34 153L35 154L37 153L38 155L37 154L35 155ZM31 154H33L35 156H33ZM52 155L54 157H56V158H53ZM47 156H49L50 158H48ZM34 157H37V158H34ZM51 158H52V160H51ZM29 159L34 164L31 163L29 161ZM27 160L29 161V163L27 162ZM36 160L39 161V162H37ZM44 162H46V163H44ZM50 162H51V164H52V162L53 163L55 162V163L51 165V164H49ZM39 163H40V165H39ZM253 163H254L255 166L253 165ZM8 164H9V166H8ZM12 164L15 165V166H13ZM10 166H12L13 168H11ZM100 167L103 168L102 166H100ZM14 168H15V170H13ZM28 168H29V170H28ZM6 169L8 171H6ZM107 169L109 170V169H112V168L107 167ZM237 169L239 170V172L241 174L237 171ZM24 170H26V171H24ZM34 170H36V171H34ZM108 170L105 169L106 172ZM18 171H20L21 173H19ZM31 171H32V173H31ZM10 172H12V173H10ZM25 172H26V174H25ZM108 173H109V171H108ZM23 174L24 175H27V176L26 177L25 176H22ZM13 176H15V177H13ZM8 177H9V179H8ZM21 177H23V180H22ZM43 177L44 176L39 177V175H38L39 181H43L42 180ZM224 177H222V178H224ZM13 178H15V179H13ZM23 181H24V183L22 184ZM227 181H228V183H227ZM5 182H6V184H2V183H5ZM10 182H12V183L10 184ZM29 182H31V183L29 184ZM120 182L122 183V181H120ZM27 183H28V185H26ZM218 184H219V186H218ZM2 185H4V186H2ZM147 185H148V183H147ZM144 186H145V183H144ZM229 188L231 190H229ZM115 189H116V191H115ZM8 190H10V191L8 192ZM113 191H115V192H113ZM178 191H179V193H178ZM246 191H248V192H246ZM254 191H255V193H253ZM116 192H117V194H116ZM104 196H105V194H104ZM136 196L139 199H137ZM248 196H250V197H248ZM253 196H255V197H253ZM10 197H11V199L13 198L14 200L13 199L11 200ZM60 197H62V196H60ZM233 197H235V198H233ZM5 198H7V200ZM63 198L64 197H62V201L64 200V202H65V199H63ZM140 198H142V199H140ZM234 199H235L236 202L234 201ZM53 200L54 199L51 198V201H50L51 204H52ZM128 200H129V202H128ZM4 201H5L6 204L4 203ZM60 201H61V199H60ZM62 201H61V203H62ZM219 201H220V203H219ZM17 202H19V203H17ZM50 202H49L48 206L49 205L51 206ZM199 202H202V203H199ZM13 203H15V204H13ZM55 203L53 205H55ZM131 203H132V206L134 208L131 207ZM134 203H135V206L133 205ZM139 203H141V204H139ZM11 204H12V206H11ZM17 205H20V206L16 207ZM29 205H32V204H29ZM73 205H74V203L72 204V206ZM98 205H99V207H98ZM119 205H121L122 207H120ZM220 206H222V207H220ZM27 207H28L29 210L27 209ZM37 207L42 208V206H37ZM37 207H36V209L34 208L36 211L35 210H32V212L34 214L31 212L28 215L31 216V214H33L36 217L37 215H35V214H38L40 216L43 213L40 217L38 216V218L40 219L42 216L47 215L46 213H48L49 216H46V217H48L50 220L48 221V223H47L48 225L47 226L48 227H52L53 226V228H55V226L57 228L59 227L60 228V230H59L60 232L62 231V229H64L63 230L64 232L62 231V233H59L57 228H56L57 230L56 229L55 230L53 229L54 232H58L54 236L57 237V235L60 236V234L64 235V237L66 238V243H67V241L68 242L69 241L71 242V243L69 242V245L72 244V243H74V242L76 243V241H74V240L77 238V236H78V238L80 237L79 239H81V240L84 238L82 241L85 240V234L84 233H83V238L81 237L82 236V233H81V228H80L81 227L80 220L78 218H76L74 215H72L70 212L68 213V210L67 209H66V211L64 210L63 213H60V212L58 213V211H54L55 214L52 215L53 214V210L50 213L49 212H45V211L40 212L42 210L39 209V208H37ZM217 207H219V208H217ZM237 207H239V208H237ZM1 208H3V209H1ZM14 208H18V209H14ZM24 208H26L25 211L23 210ZM135 208L136 209L138 208V209L135 210ZM216 208L218 210L220 208H222V209H220L218 211ZM226 208L227 209L229 208V209L227 210ZM230 208H232V209H230ZM248 209H250V210H248ZM16 210H17V212H16ZM37 210H38V212H37ZM221 210H222V212H221ZM6 211H8V213ZM216 211L218 212V214H217ZM12 212H14V213H12ZM20 212H21V214H20ZM81 212H83V211H81ZM104 213H105V215H104ZM140 213H141V215H140ZM235 213H238V214H235ZM61 214H62V216H61ZM212 214H214V216ZM219 214H222V215L220 216ZM5 215H8V217L7 216L4 217ZM252 215L254 216V218H253ZM15 216H18V218H16L17 220H14ZM95 216H98V217H95ZM142 216H143V218H142ZM218 216L220 218L217 219ZM230 216H232V217H230ZM261 216H263V217L261 218ZM23 217H28V216H23ZM221 217H224L226 220H222ZM1 218L4 221V223L2 221V225H1ZM219 219H220V223H217V222H219ZM241 219H242V221H241ZM255 219H256V221H255ZM5 220H6V222H5ZM9 220H10V225H8L7 227H5L4 224L5 223H9L8 222ZM60 220H63L64 222L65 221L66 222L64 223L62 221V223H64V224H62ZM227 220H230V221H227ZM11 221L12 222L15 221L16 222V224H15L16 226L14 225V223H11ZM53 221L56 222V223H54ZM221 221H223V222H221ZM67 222H68L69 225L67 224ZM78 222H80L79 225H78ZM214 223H216V224H214ZM54 224H56V225L54 226ZM96 224H98V225H96ZM12 225H14V226H12ZM43 225H46V224H43ZM41 226H39V227L41 228ZM13 227H16V228H13ZM7 228L8 229H13V230H10L9 231ZM37 228L38 227H36V229ZM45 228H46V226H45ZM45 228L42 227L43 230ZM65 228H66L67 231L65 230ZM74 228H76V229L74 230ZM137 228H139V229H137ZM3 229L5 231H3ZM25 230L27 232H25ZM73 230H74V232H73ZM77 230H78V233L79 234L75 233V231H77ZM7 231H9L10 234L7 233ZM65 231L67 232L66 234H65ZM70 231H71V233H70ZM14 232H15V234L17 236L13 235ZM46 232H48V231H46ZM72 232H73V235H72ZM4 233H5V235H4ZM41 233L42 232L40 230L39 234L41 235ZM43 233H44V231H43ZM43 233H42V236H43ZM94 233L95 234L97 233V234L95 235ZM44 235L46 236L47 234L44 233ZM68 236H70V237H68ZM71 236H73V238ZM11 237H13V238H11ZM19 237H20V239H19ZM24 237H25V239H24ZM60 237H59V239H60ZM98 237L100 239H98ZM29 238L32 239V240H30ZM101 239L104 241V243H103V241ZM25 240H26V242H25ZM99 240H101V243H100ZM3 241L4 242L6 241V242L4 243ZM11 241H12L13 244H11ZM9 242H10V244H9ZM84 242H86V240ZM142 242H143V244H142ZM29 243L30 244L32 243V246ZM148 243H150V244H148ZM9 245H12V247L14 249L11 246H9ZM105 245H108V246H105ZM21 246H23V247H21ZM30 246H31V248H30ZM72 246L73 245H71V247ZM24 247L26 248V250H24L25 249ZM151 250H152V252H151ZM68 251H70V250L68 249L67 252ZM105 251H106V255L105 254L103 255V253ZM42 252H44L46 255H44V253H42ZM90 252H92V253L90 254ZM82 253L83 254L85 253V254L83 255ZM76 254H77V252H76ZM88 254L90 255V258H89V255ZM141 254H143V255H141ZM101 255H102V258H104L106 256L105 259L100 258ZM84 256H85V258H84ZM142 256H143V258H142ZM56 257H59V259L58 258L55 259ZM149 257H151V258H149ZM251 257H253V258L251 259ZM112 258L113 259L115 258L114 259L115 261ZM31 259H33V260H31ZM67 259H69V260H67ZM82 259L83 260L87 259V260L84 261V263H83ZM92 261H94V262H92ZM118 261H120V262H118Z\"/></svg>",
	"mask_w": 264,
	"mask_h": 264
}]
</instances>
